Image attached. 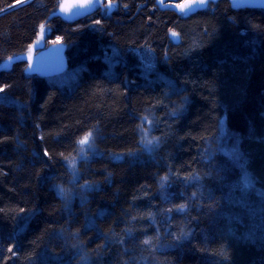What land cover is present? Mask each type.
<instances>
[{"label":"trees","instance_id":"1","mask_svg":"<svg viewBox=\"0 0 264 264\" xmlns=\"http://www.w3.org/2000/svg\"><path fill=\"white\" fill-rule=\"evenodd\" d=\"M113 3L78 24L49 20L61 0L0 14V67L46 28L69 63L0 72V264H264V10Z\"/></svg>","mask_w":264,"mask_h":264},{"label":"water","instance_id":"2","mask_svg":"<svg viewBox=\"0 0 264 264\" xmlns=\"http://www.w3.org/2000/svg\"><path fill=\"white\" fill-rule=\"evenodd\" d=\"M31 0H22L16 3L13 7L1 12L6 13L15 8L21 7ZM105 0H65L62 9L53 13L49 20L53 18H60L64 21L71 23H78L93 14L94 6L97 2L103 3ZM231 8L237 10H264V0H228ZM187 4L185 8L179 5ZM208 0H205L204 5L196 3L182 2L179 5H168L163 0H156V6L162 11H173L178 14L190 13L194 14L206 9ZM174 43L177 39L173 38ZM25 62L28 65L26 70L27 74L38 76L43 79H52L60 77L67 73L69 70V63L67 59V49L63 44H53L41 50L37 54L34 48L31 54L18 56L7 61L0 67V72L8 71L12 64Z\"/></svg>","mask_w":264,"mask_h":264},{"label":"rangeland","instance_id":"3","mask_svg":"<svg viewBox=\"0 0 264 264\" xmlns=\"http://www.w3.org/2000/svg\"><path fill=\"white\" fill-rule=\"evenodd\" d=\"M182 1H184V0H173L172 2H182ZM215 1H217V0H210L209 2L211 3V2H213V3H215ZM100 6V5H99ZM116 6H117V4H115V3H113L112 2V6L111 7H109L108 6V2H106L104 5H101L100 6V8L98 9V11L104 16V15H106V16H110V15H112L113 14V12L115 11V8H116ZM187 15H182V17H186ZM52 31L49 29V28H46V35L48 36V35H50V33H51ZM170 36L172 37V39L173 38H175V39H177V41H178V36L175 34L174 35V33H171L170 34ZM56 41V40H55ZM59 42V41H58ZM57 42V43H58ZM150 125V124H149ZM145 123L143 122V131H142V135L141 136H143V138H145V140L146 141H149V138H148V136H147V134H148V132H146V130H145ZM147 144V142L144 144V148H148V147H146L145 145ZM93 136L91 135L90 137H89V141H88V143L87 144H80L79 143V150H78V154H77V158L75 159V161L77 162V161H79V160H84V159H89V156H90V153L93 151ZM228 154H229V156L230 157H236V150L234 149V148H226V149H224ZM76 164L74 161H71V164H70V166H69V169H70V171L72 172V170H73V168H72V164Z\"/></svg>","mask_w":264,"mask_h":264},{"label":"snow or ice","instance_id":"4","mask_svg":"<svg viewBox=\"0 0 264 264\" xmlns=\"http://www.w3.org/2000/svg\"><path fill=\"white\" fill-rule=\"evenodd\" d=\"M112 2L113 0H108V6L111 7L112 6ZM188 3H196L198 2L200 5H204L205 3V0H187ZM187 6V4H182V5H179V7H181L182 9L185 8ZM125 7H127V5H125ZM97 24L100 23V21H97L96 22ZM175 35V33H174ZM60 40V38L58 37L56 41H53V43H57L58 41ZM4 91V88H0V92ZM145 119H147V117H145ZM92 135L91 132H88L86 135L83 136L82 139L79 140V143L80 144H87L88 141H89V137ZM147 143H151V141H146ZM44 155H49L47 152L44 153ZM72 167L73 169H75V164L73 163L72 164ZM74 179H75V176H74ZM85 186H81V188L83 189ZM60 192L62 195H66L67 194V190L64 189L63 187H60ZM181 208H183V205H180ZM147 242V241H145Z\"/></svg>","mask_w":264,"mask_h":264},{"label":"flooded vegetation","instance_id":"5","mask_svg":"<svg viewBox=\"0 0 264 264\" xmlns=\"http://www.w3.org/2000/svg\"><path fill=\"white\" fill-rule=\"evenodd\" d=\"M99 8H100V7H99ZM99 8H98V9H99ZM98 9L95 11L94 15L97 14V13H99Z\"/></svg>","mask_w":264,"mask_h":264}]
</instances>
